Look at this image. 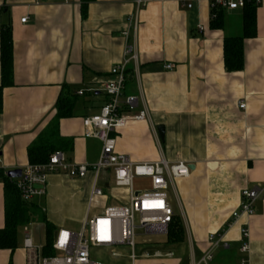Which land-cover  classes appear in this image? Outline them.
<instances>
[{"label":"crops","instance_id":"1","mask_svg":"<svg viewBox=\"0 0 264 264\" xmlns=\"http://www.w3.org/2000/svg\"><path fill=\"white\" fill-rule=\"evenodd\" d=\"M136 1L0 0V86L3 26L12 28L14 57L13 86L4 89L0 114V231L6 227L5 179L30 165L29 148L55 120L62 96L75 101L72 117L59 122L60 137L73 144L68 161H99L102 143L84 138L83 120L108 102L100 83L135 54L124 94L138 99L137 112L146 110L148 119L129 122L117 134L116 151L134 163L164 157L191 169L189 178L169 184L184 242L167 241L169 251H157L173 258L143 264H199L209 252L207 264H264V0L256 3L257 36L244 42V70L236 73L225 68L224 44L241 35L243 9L226 11L223 27L213 29L211 3L218 0H146L139 10ZM90 89L96 92L77 95ZM108 176L104 172L100 183L106 195L115 193L106 188ZM93 182V174L84 180L50 175L47 195L28 204L33 220L19 231L46 234L48 223L53 241L59 230L75 232L72 227L115 204L99 198L89 210ZM250 189L262 192L255 215L227 229ZM245 228L248 254L241 252ZM213 236L220 243L211 250ZM19 251V241L14 252L0 250V264L9 255L14 262Z\"/></svg>","mask_w":264,"mask_h":264},{"label":"built area","instance_id":"2","mask_svg":"<svg viewBox=\"0 0 264 264\" xmlns=\"http://www.w3.org/2000/svg\"><path fill=\"white\" fill-rule=\"evenodd\" d=\"M40 0H35L38 3ZM259 4V1H256ZM138 10L144 8L146 0L136 1ZM246 0H218L211 3V10L221 8L225 11H235L245 7ZM187 8H192L188 5ZM215 19L216 16H213ZM28 19H22L26 23ZM132 50L127 52L129 55ZM136 62L137 56L125 59L115 66L109 78L100 83L102 91L108 98L106 105L98 114L86 117L83 120L84 138L96 139L102 143L101 156L96 164L70 163L63 152H55L48 163L43 165H29L22 169L20 178L14 180L21 199L29 204L37 197L47 195L48 178L50 175L62 174L71 179L84 180L90 174L94 175V182L89 199V210L95 205L97 199L107 198L115 204L106 207L99 215L82 224L80 232L59 230L53 242L55 255L52 257L41 256L42 248L34 244L32 237L25 229L24 248L36 252L37 264H105L92 258L94 250H105L111 258H122L121 248L131 251L129 259L134 263L137 231L145 230L149 235H167L169 226L176 215L169 202L168 190L170 182L187 179L191 175V169L186 163L171 164L164 157L153 163H134L130 157L118 154L117 134L124 129L129 122H142L148 119L146 110L137 112L138 99L125 97L124 91L128 80V66L130 62ZM173 70L172 65L165 67ZM95 93L90 89L80 91L77 95ZM241 110L246 109L244 101L239 103ZM104 172L108 173L106 188L113 192L126 194L124 203L118 195H106L100 183ZM8 176V175H7ZM147 183L148 186L135 187L136 182ZM110 185V186H109ZM113 185V187L111 186ZM242 200L239 208L232 214L227 223V229L232 228L241 218H252L256 211L257 202L262 192L257 189L242 192ZM222 235V234H221ZM244 239L241 252H250V233L245 228L242 231ZM221 238V236H219ZM211 250L219 246L220 241L215 237L210 238ZM145 259H170L174 255H163L156 251L153 254L145 253ZM213 260L212 252H209L199 264H207ZM245 263V262H243ZM165 264V263H162Z\"/></svg>","mask_w":264,"mask_h":264},{"label":"trees","instance_id":"3","mask_svg":"<svg viewBox=\"0 0 264 264\" xmlns=\"http://www.w3.org/2000/svg\"><path fill=\"white\" fill-rule=\"evenodd\" d=\"M83 5H87L95 0H81ZM257 8L255 0L247 1L243 8L242 33L237 37L225 39L224 61L225 68L229 73L241 72L244 70V42L254 39L257 36ZM221 8L212 10L213 29H221L224 24V13ZM213 16H216L214 19ZM13 38L12 28L3 26L1 31V68L2 84L0 86V114L3 112V92L7 87L13 86L14 74ZM57 115L53 123L40 135L38 140L29 148L30 165H43L49 162L50 157L55 152L68 153L72 150V141H66L59 135V122L62 119L71 118L75 108L73 95L62 96L57 103ZM5 202H6V227L0 231V250L15 251L18 248L19 229L29 225L33 220L34 211L24 203L14 185V180L5 179ZM54 228L46 223V245L42 248L44 257L55 255L53 249ZM167 241L169 244H180L184 242V229L180 219L175 217L169 226Z\"/></svg>","mask_w":264,"mask_h":264},{"label":"rangeland","instance_id":"4","mask_svg":"<svg viewBox=\"0 0 264 264\" xmlns=\"http://www.w3.org/2000/svg\"><path fill=\"white\" fill-rule=\"evenodd\" d=\"M147 183H143L141 181L135 183V187L139 188L142 186H147ZM113 187V185H111ZM100 187H103L102 184H100ZM113 195H118L120 200H124L123 202H126V194L123 192H116L112 193ZM168 195L172 203H174V206L177 210V202L176 197L174 196L171 188L168 190ZM82 226L81 225H75L72 227V229L75 232H80ZM34 231L35 226L30 227ZM24 231L21 229L19 231L18 235V241H19V249L20 251L16 255V260L12 262V256L9 255L6 262L4 261V264H35L36 260V252L34 251H23V239H24ZM33 240L35 242V245L38 247H44L46 245V234L44 231H41L40 233L32 236ZM167 236L166 235H149L145 232L143 229H139L137 231V238H136V248H135V254L137 256V259L134 263L131 262L129 259V255L131 254V251L127 248H121L120 252L122 253V258H111L108 255V252L105 250H94L92 253V258L96 261H102L105 264H143L152 262L153 259H145L143 255L147 252L149 254H153L154 251L160 250L162 252H168L167 249ZM41 256H43V253L41 252ZM14 260V259H13ZM17 261V263H16Z\"/></svg>","mask_w":264,"mask_h":264},{"label":"water","instance_id":"5","mask_svg":"<svg viewBox=\"0 0 264 264\" xmlns=\"http://www.w3.org/2000/svg\"><path fill=\"white\" fill-rule=\"evenodd\" d=\"M159 135L161 137L162 140H164V130L162 128H160L158 130ZM22 174V170H15V171H11L8 173V177L12 180H15L17 178H20Z\"/></svg>","mask_w":264,"mask_h":264}]
</instances>
